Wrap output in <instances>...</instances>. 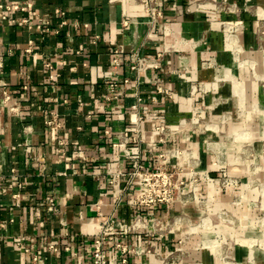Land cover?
Listing matches in <instances>:
<instances>
[{
  "label": "crops",
  "instance_id": "obj_1",
  "mask_svg": "<svg viewBox=\"0 0 264 264\" xmlns=\"http://www.w3.org/2000/svg\"><path fill=\"white\" fill-rule=\"evenodd\" d=\"M154 2L153 18L138 0H0V264H85L99 217L110 216L130 226L142 217L123 238L153 251L130 264H224L212 238L233 233L222 210L242 216L234 145L254 138L236 121L264 114V76L242 64L259 58L264 0ZM27 4L33 15L9 9ZM168 150L181 153L169 167L186 171L188 193L191 173L207 176L196 185L213 205L208 219L197 203L132 205L137 186L117 175L137 163L157 170ZM248 181L242 195L257 198Z\"/></svg>",
  "mask_w": 264,
  "mask_h": 264
},
{
  "label": "built area",
  "instance_id": "obj_2",
  "mask_svg": "<svg viewBox=\"0 0 264 264\" xmlns=\"http://www.w3.org/2000/svg\"><path fill=\"white\" fill-rule=\"evenodd\" d=\"M138 1L143 5L146 12L154 18V0ZM9 9L28 11L30 15H33L31 4L24 6L15 5L13 7H9ZM24 23L30 26L29 19L25 20ZM65 24V22H62V25ZM39 28L41 27L39 26ZM229 30L232 29L230 28ZM4 97L6 102L10 100V96L7 92H4ZM137 108L138 107L136 106L135 109ZM166 131V128L160 126L156 129V134L161 137V135L166 133ZM127 144L128 140L125 139L114 144V147L123 150L126 148ZM180 155L181 153L178 151L168 150L159 156L161 166L157 170L147 171L144 169L142 164L137 163L132 171L125 174L119 173L117 175V177L128 176L130 182L136 184L138 192L132 201V205L134 207L140 209H154L161 206L170 207L176 204L185 205L190 200L198 198V195L196 194L198 187L196 184L203 177L207 178V176L202 175V177L197 178L195 173H191L193 191L188 193L186 171L181 165L174 169L169 167V162L174 158L180 159ZM115 182L116 181L113 180L112 184ZM50 211H54V208L50 207ZM136 224H143L142 217H139L136 220ZM137 225L130 226L121 223L112 216L106 219L99 217L96 225L95 236L90 249L89 260L85 264H130L131 259L151 253L153 251V247H130L125 238H123L124 232L134 231ZM50 248L56 250L54 246H51ZM110 248H113L115 251L114 257H111L109 254ZM35 262L37 264H46V261L43 259L39 260L35 258Z\"/></svg>",
  "mask_w": 264,
  "mask_h": 264
},
{
  "label": "rangeland",
  "instance_id": "obj_3",
  "mask_svg": "<svg viewBox=\"0 0 264 264\" xmlns=\"http://www.w3.org/2000/svg\"><path fill=\"white\" fill-rule=\"evenodd\" d=\"M259 10V15L257 14L255 16L258 18V21H264V8H260ZM261 28L259 32L264 34V28L263 30ZM228 33L229 35L237 36L238 30L232 29L229 30ZM230 43L232 47H235L238 51L243 52L244 49L241 47L238 39L234 42L230 41ZM258 53L259 58H257V60L254 54L248 58V61H245V63L242 64L243 66L251 67V69L258 66L261 72L260 75L263 77L264 43L261 44V49ZM241 62L243 61H239L240 64ZM259 84L260 88L264 89V80L260 79ZM262 92L264 93V91ZM246 117L245 112H242L236 123L242 125L245 129L253 133L254 138H248V140L243 143V146L234 145V155H237V157L241 159L240 162H243L245 169L241 171L243 176L242 181H239L237 186L233 185V187H237L239 190H235L238 194L234 198L232 205L233 208H238L242 211V216L241 214L240 217L235 216L230 209H225L224 211L222 210L221 215L219 214L220 220L225 222V224L231 229L230 231L233 233L225 234L224 231L215 230V233L213 234L214 237L212 238V241L217 243V246L212 250H214L219 257H221L224 264H238L230 257L232 249L228 248V244L231 242L230 240L228 241L229 238L233 240V244L239 246L244 252V258L239 264H264V258L257 260V253L264 255V114L256 116L253 122L246 120ZM253 164L257 167V169H255L257 174L254 175L250 174V171H254V169H252ZM251 177L256 178L254 188L259 191L257 198L255 195L254 197H250L248 194H251V192L248 194L245 192V194L242 195V191L240 190L242 187L241 183L244 187L247 185L249 182L248 180ZM226 180H228V178ZM227 183L230 182H224V186H226ZM250 190L252 191L251 188ZM196 194L198 195V198L190 200L185 205H188L189 203H197L202 213V219H208V214L213 209V205L210 204V201L205 197V194H202L199 191H196ZM234 232H237V234Z\"/></svg>",
  "mask_w": 264,
  "mask_h": 264
}]
</instances>
